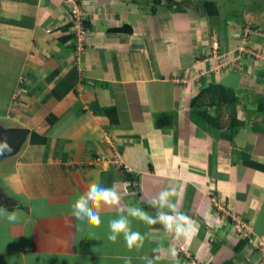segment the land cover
<instances>
[{"label":"crops","instance_id":"1","mask_svg":"<svg viewBox=\"0 0 264 264\" xmlns=\"http://www.w3.org/2000/svg\"><path fill=\"white\" fill-rule=\"evenodd\" d=\"M76 1L80 43L70 2L0 0V128L27 130L0 156V209L21 217L0 220V264H264L248 237H264V32L243 28L264 27V8L213 22L195 0ZM210 83L233 90V117L191 111ZM92 182L121 196L99 227L69 209ZM163 190L195 235L129 217L143 248L107 240L128 206L155 218Z\"/></svg>","mask_w":264,"mask_h":264},{"label":"clouds","instance_id":"2","mask_svg":"<svg viewBox=\"0 0 264 264\" xmlns=\"http://www.w3.org/2000/svg\"><path fill=\"white\" fill-rule=\"evenodd\" d=\"M6 151H11V147L6 142H0V154ZM173 193L169 190H163L159 193L158 200L153 201L154 204H158L157 216L155 218L150 217L147 213L135 206L127 207V214H121L117 218L112 219L108 223L109 232L107 234V240L116 243L118 239L123 236L127 249L131 252L136 250L137 252L143 248L146 235H142L138 231H133L131 228V220L138 219L148 224H154L160 222L166 231L175 232L177 237L184 236L190 239L196 233V228L192 222L181 213L176 205L170 200ZM121 196L118 194L115 185L112 187H105L99 182L90 183L87 191L79 195L73 200L70 205V214L82 223H87L91 227H99L101 224L100 210L102 207H120ZM167 208L168 211H164ZM171 213V214H169ZM20 216L17 212H8L5 209H0V220L7 223H16L20 220ZM158 251V250H154ZM171 257L175 260L177 251L175 248L171 250ZM124 264H132L131 257H123ZM145 264H155L161 257L155 255L153 257H140ZM178 264V262H177Z\"/></svg>","mask_w":264,"mask_h":264},{"label":"trees","instance_id":"3","mask_svg":"<svg viewBox=\"0 0 264 264\" xmlns=\"http://www.w3.org/2000/svg\"><path fill=\"white\" fill-rule=\"evenodd\" d=\"M115 31H126L130 32L131 27L129 25H122L120 27L114 28ZM236 95L228 87L223 86L219 83H210L207 86L200 89V91L191 98L190 100V109L193 112H196L197 114L204 117L206 120L211 121L212 119H217L218 116L211 117V114L209 112L204 110H200L199 108L203 105L209 106H215L216 114L218 115L221 113V111H224L223 108L229 109V115H234V111L230 108L232 105L236 102ZM233 117V116H232ZM234 119V118H233ZM170 120V116L166 113L158 114L155 117V125L157 127H162L165 124H168ZM128 177H130L129 173L125 174Z\"/></svg>","mask_w":264,"mask_h":264},{"label":"rangeland","instance_id":"4","mask_svg":"<svg viewBox=\"0 0 264 264\" xmlns=\"http://www.w3.org/2000/svg\"><path fill=\"white\" fill-rule=\"evenodd\" d=\"M195 3L202 7L200 8L205 14L208 12L210 14L217 13L216 15L211 16L213 22L217 21V19H221V17H229L230 19L233 17L240 18L242 16V11L244 10V5H246V9L252 10H254L256 6H258V8L259 6L264 8V0H195ZM250 20L252 19L249 18L248 21L244 22L243 28H245L246 31L251 32L252 30L254 32H264V27H261L262 24L256 25L254 21L252 22ZM259 27L261 29H257ZM243 31L244 30H242L241 33H244ZM241 35H235L236 40L239 41Z\"/></svg>","mask_w":264,"mask_h":264},{"label":"built area","instance_id":"5","mask_svg":"<svg viewBox=\"0 0 264 264\" xmlns=\"http://www.w3.org/2000/svg\"><path fill=\"white\" fill-rule=\"evenodd\" d=\"M67 2H70V15L74 22V26L77 28V30H74V33L77 37V41L80 43V41L83 39L86 30L83 27V21L85 20L84 15L80 12L79 6L77 4L76 0H66ZM248 236V234H245ZM249 241L252 243V245L261 251V261L264 262V237H260L256 240L253 236H248Z\"/></svg>","mask_w":264,"mask_h":264},{"label":"water","instance_id":"6","mask_svg":"<svg viewBox=\"0 0 264 264\" xmlns=\"http://www.w3.org/2000/svg\"><path fill=\"white\" fill-rule=\"evenodd\" d=\"M26 133L27 130L25 128H0V142H6L11 147V151H6L0 156L14 154L21 145Z\"/></svg>","mask_w":264,"mask_h":264}]
</instances>
